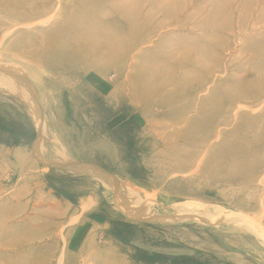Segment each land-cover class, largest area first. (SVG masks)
<instances>
[{
    "label": "rangeland",
    "instance_id": "rangeland-1",
    "mask_svg": "<svg viewBox=\"0 0 264 264\" xmlns=\"http://www.w3.org/2000/svg\"><path fill=\"white\" fill-rule=\"evenodd\" d=\"M0 264H264V0H0Z\"/></svg>",
    "mask_w": 264,
    "mask_h": 264
},
{
    "label": "bare ground",
    "instance_id": "bare-ground-1",
    "mask_svg": "<svg viewBox=\"0 0 264 264\" xmlns=\"http://www.w3.org/2000/svg\"><path fill=\"white\" fill-rule=\"evenodd\" d=\"M40 129H39V131H41V127H39ZM72 169H77V170H84V169H86V168H83V167H81V168H77V167H72Z\"/></svg>",
    "mask_w": 264,
    "mask_h": 264
}]
</instances>
